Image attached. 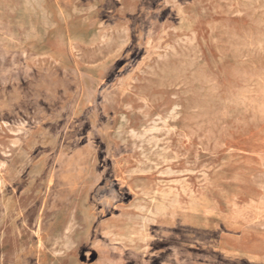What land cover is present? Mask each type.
<instances>
[{
  "label": "rangeland",
  "instance_id": "obj_1",
  "mask_svg": "<svg viewBox=\"0 0 264 264\" xmlns=\"http://www.w3.org/2000/svg\"><path fill=\"white\" fill-rule=\"evenodd\" d=\"M261 218L264 0H0V264H264Z\"/></svg>",
  "mask_w": 264,
  "mask_h": 264
},
{
  "label": "bare ground",
  "instance_id": "obj_2",
  "mask_svg": "<svg viewBox=\"0 0 264 264\" xmlns=\"http://www.w3.org/2000/svg\"><path fill=\"white\" fill-rule=\"evenodd\" d=\"M56 1H57V0H56ZM54 2H55V1H54ZM252 85H253V84H252ZM164 156H165V155H164ZM175 186H176V185H175ZM175 189H176V188H175ZM175 189H174V190H175ZM155 192H156V190H155ZM162 192H163V190H162ZM176 192H177V191H176ZM165 193H166V192H165ZM170 193H171V192H170ZM153 194H154V193H153ZM173 194H174V193H173ZM176 195H177V194H176ZM152 196H153V195H152ZM172 196H173V195H172ZM165 197H166V196H165ZM159 198H161V197H159ZM152 199H153V198H152ZM155 200H156V199H155ZM162 200H163V198H162ZM162 200H160V201H162ZM174 200H175V199H174ZM167 201H168V200H167ZM171 202H172V201H171ZM203 202H204V201H203ZM156 203H157V202H156ZM173 203H174V202L171 203L172 206H173ZM204 203H205V202H204ZM159 204H160V202H159ZM194 204L197 205V203H194ZM153 205H154V204H153ZM155 205H156V207H157L158 204H155ZM200 205H201V204H200ZM163 206H164V205H163ZM170 206H171V205H170ZM172 206H171V207H172ZM203 206H205V205H203ZM206 206H207V205H206ZM167 207H168V206H167ZM171 207H169V208H171ZM192 207H193V206H192ZM196 207H197V206H196ZM201 207H202V206H201ZM158 208H159V206H158ZM158 208H157V209H158ZM163 208H164V207H163ZM173 208H174V207H173ZM203 208H204V207H203ZM234 208H235V207H234ZM200 209H201V208H200ZM232 209H233V207H232ZM232 209H231V210H232ZM159 210H160V209H159ZM165 210H166V209H165ZM175 210H176V209H174V211H175ZM190 210H191V209H190ZM256 210H257V209H256ZM198 211H199V210H198ZM204 211H205V210H204ZM258 211H259V210H258ZM170 212H171V210H170ZM172 212H173V211H172ZM191 212H192V211H191ZM194 212H196V211H194ZM205 212H206V211H205ZM173 213H174V212H173ZM207 214H208V213H207ZM203 215H205V214H203ZM233 215H234V214H233ZM196 216H197V215H196ZM235 216H236V215H235ZM263 219H264V218H263ZM263 219L261 218V220H263ZM253 222H254V221H253Z\"/></svg>",
  "mask_w": 264,
  "mask_h": 264
}]
</instances>
